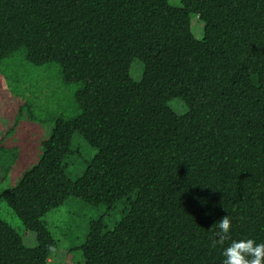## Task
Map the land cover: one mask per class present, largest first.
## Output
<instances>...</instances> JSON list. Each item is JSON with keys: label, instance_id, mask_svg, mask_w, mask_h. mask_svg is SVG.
Segmentation results:
<instances>
[{"label": "trees", "instance_id": "1", "mask_svg": "<svg viewBox=\"0 0 264 264\" xmlns=\"http://www.w3.org/2000/svg\"><path fill=\"white\" fill-rule=\"evenodd\" d=\"M19 48L84 87L0 194L37 242L0 218V264H51L42 218L69 198L127 205L110 230L89 223L83 264H222L232 240L264 243V0H0V62ZM75 134L97 152L72 180Z\"/></svg>", "mask_w": 264, "mask_h": 264}, {"label": "rangeland", "instance_id": "2", "mask_svg": "<svg viewBox=\"0 0 264 264\" xmlns=\"http://www.w3.org/2000/svg\"><path fill=\"white\" fill-rule=\"evenodd\" d=\"M169 1L177 3V0ZM191 22L194 35L200 37L202 24L196 18ZM137 65L134 62L132 69ZM132 69L131 76L139 79ZM83 87V81L66 83L56 63L33 65L27 60L24 48L13 51L0 62V194L13 188L38 163L43 152L42 142L48 138L54 123L80 114L75 94ZM71 149V155L65 160L66 174L75 180L84 173L97 151L76 134ZM126 210L124 202L106 211L102 206L93 207L69 198L47 213L42 221L57 244L51 264H83L79 247L85 242L89 223L103 218L106 229L110 230ZM0 218L23 237L27 246L37 245L35 235L25 234L22 222L3 200H0Z\"/></svg>", "mask_w": 264, "mask_h": 264}, {"label": "clouds", "instance_id": "3", "mask_svg": "<svg viewBox=\"0 0 264 264\" xmlns=\"http://www.w3.org/2000/svg\"><path fill=\"white\" fill-rule=\"evenodd\" d=\"M231 220L224 216L216 223L213 246L223 245L230 238ZM222 264H264V243H257L254 239L232 240L223 249Z\"/></svg>", "mask_w": 264, "mask_h": 264}]
</instances>
